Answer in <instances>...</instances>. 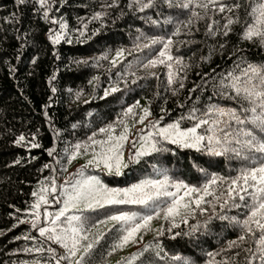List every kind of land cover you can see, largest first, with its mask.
Masks as SVG:
<instances>
[{"label":"trees","instance_id":"trees-1","mask_svg":"<svg viewBox=\"0 0 264 264\" xmlns=\"http://www.w3.org/2000/svg\"><path fill=\"white\" fill-rule=\"evenodd\" d=\"M183 2L176 0L177 4ZM200 2L203 0H193L185 9L179 6L169 8L158 0L156 7L140 12L135 4L129 7L130 0H116L114 5L113 0H54L49 17H63L67 21L73 42L61 41L53 45L48 37L50 29L57 30L58 25L43 19L42 11H36L40 7L36 0H26L24 5H20L18 0H0V264H33L34 261L55 264L46 251L49 246L56 249L58 256L65 254L59 245L40 237L38 228L31 227L33 217L25 210L36 200L32 193L40 188L41 182L49 190L50 203L41 205L39 225L47 226L43 219L44 208L55 212L61 206L55 202L56 194L51 193L52 179H55L59 192L60 186L90 158L82 155L69 163L72 145L116 121L129 106L139 101L136 116L126 118L129 127L135 131L142 126L135 120L144 107H149L152 113L146 124L149 120L159 119L163 114L162 108L168 112L162 121L166 124L187 113L194 105L201 111L209 103L226 108L238 107L236 101L219 94V83L229 72L238 75L240 69L249 63L264 65V46L255 40L241 39L250 0H238L241 4L238 10L240 23L234 24L226 37L221 33L227 14L215 13L211 8L205 14V10L198 7ZM225 2L231 5L237 0ZM193 11L203 19L194 17ZM97 12H106L107 15L101 20H93ZM169 18L171 22L166 23ZM190 19L192 23L188 24ZM150 20L159 23L153 24ZM214 20L219 21V25L213 24ZM81 22L87 24L84 37H79L75 31L81 27ZM209 24H212L213 30L219 29L216 35L208 34ZM177 27L180 32L174 35ZM96 29L99 33L92 35ZM152 37H171V54L182 60L179 66L173 62V71L182 70L178 71L179 78L171 86L168 85L169 70L165 65L154 68L143 66L159 54L162 46L144 48L143 45L150 42L148 38ZM120 49L125 50L124 55L113 66L111 60ZM103 56L107 59H100ZM153 72L157 75L151 76ZM133 80L136 82L133 83ZM181 80L183 88L179 87ZM112 86H118L120 91L104 97V90ZM73 125L76 127L73 128ZM183 126H190V122L186 121ZM22 134L26 140L16 144V139ZM30 142L38 143L40 147L31 148ZM165 147L171 151L145 157L140 164L125 170L122 176L108 175L92 167L87 168L85 174L99 176L109 187L123 188L146 177L155 178L152 168L155 164L168 169L173 178L199 186L204 183L205 177L192 166L193 161L208 172L225 177L235 176L240 167L238 161L208 157L193 149L177 148L171 144H165ZM49 149L54 150L51 156ZM117 207L143 211L140 206L122 205L87 212L85 215L89 221L86 227H91ZM204 207L207 211L203 215L197 211L187 225L181 224L173 232H188L191 225L203 224L212 214L210 205ZM246 211L231 209L226 214L243 219ZM21 220L26 222L20 223ZM161 225L165 228L169 226L163 219L153 220V230L141 233L143 240L137 238L136 243H130L111 255L108 252L117 233H107L90 257L91 264H124L123 258H130L156 240L163 249L161 256H155L150 250L134 264L141 261L144 264H179L171 260L173 256L186 257L193 264H224L225 261L228 264H244L246 253L238 248H228L229 242L241 234L240 229L228 221L213 219L207 230L201 228L194 236L181 235L175 239L168 232L156 237L155 229ZM105 228V225L99 229L91 227V232L95 235ZM25 236L35 239H24ZM248 246L245 244L243 247ZM32 247H43L45 251H23ZM237 252L240 255L237 256ZM61 264L67 262L61 261ZM253 264L260 262L254 260Z\"/></svg>","mask_w":264,"mask_h":264},{"label":"snow or ice","instance_id":"snow-or-ice-1","mask_svg":"<svg viewBox=\"0 0 264 264\" xmlns=\"http://www.w3.org/2000/svg\"><path fill=\"white\" fill-rule=\"evenodd\" d=\"M25 2L26 0H18L20 5H24ZM162 2L169 8L179 6L187 9L193 0H184L179 4L176 3V0H162ZM36 3L40 6L36 11H42L43 19L58 25L57 30L50 29L48 38L51 43L58 45L61 41H65L71 44L73 42L70 37L72 30L69 29L67 21L63 17L58 19L49 17L54 0H36ZM115 3L116 0H113V5ZM157 3L158 0H130L129 7L131 8L135 4L137 10L143 12L145 9L156 7ZM113 5H108V7ZM198 7L204 9L205 14L210 8L215 13L227 14L224 16L226 22L221 33L225 37L232 31L234 24L240 23L238 10L241 8V4L238 0L231 5L225 0H203L198 3ZM56 10L59 11V9ZM105 15H107L106 12H97L92 19L101 20ZM192 15L197 19H203L195 11ZM247 18L243 25L241 39L255 40L264 46V0H250ZM150 22L159 23L152 20ZM165 22L170 23L171 18ZM191 23L190 19L188 24ZM213 24L219 25V21L214 20ZM75 31L79 33V37H84L87 32V24L81 22V27ZM217 31L219 29L213 30L212 24H209V35H216ZM179 32L180 28L177 27L173 34L178 35ZM98 33L99 29H96L92 35ZM148 39L150 42L144 44V48L155 45L162 46L159 49V54L154 59L148 60L143 66L154 68L157 65H165L169 70L167 73L168 85L175 84L179 78L178 71L182 69L178 68L173 71V62L179 66L182 65V60L171 54L173 40L171 37ZM124 51V49H120L116 52V56L111 60L113 66L123 57ZM100 59H107V56ZM77 63H87V61H77ZM150 75L156 76L157 74L153 72ZM179 87H184L182 80ZM52 91L55 92L56 89L53 88ZM119 91L118 86H112L104 90V97ZM173 94L175 95L176 92L173 91ZM219 94L236 101L238 107L226 108L209 103L205 110L201 111L194 105L187 113L181 114L166 124H162V121L168 112L163 108L161 109L163 114L159 119L149 120L145 124L152 113L149 107H144L141 109L138 119L135 120L136 124L144 125V127L137 129L136 138L130 140L132 131L126 118L136 116L135 110L140 108L139 101H137L129 106L116 121L99 128L85 140L72 145L68 156L69 163L82 155L90 156V158L77 169L76 173L72 174L64 185L60 186L59 192L55 187V179H52L51 193L56 194L55 202L61 206L55 212H49L46 207L44 208L43 219L47 226H39L41 224V205L50 203L49 190L43 182H41L40 188L32 193V196L36 197L35 202L25 210L33 217L31 227L38 228L40 237H45L47 241H51L65 250V254L58 256L55 248L49 246L46 249L55 260V264H61V261H66L67 264H91L90 257L107 233L113 231L117 233V238L108 252V255H111L130 243H136L137 238L143 240L141 233L152 231V221L156 219H163L169 224L167 228L161 225L155 229L156 237L163 236L165 232H168L172 233V239L181 235L194 236L201 228L207 230L213 219L228 221L238 227L241 232L236 240L229 242L228 248H238L245 252L244 264H253L254 260L264 264V65L249 63L240 69L238 75L229 72L220 80ZM77 98H79V93H77ZM186 121L190 122V126H183ZM75 127L76 125H73V128ZM118 129L119 131H117ZM145 129H148L147 132ZM98 136L102 138H97ZM25 140L26 137L22 134L15 143L21 144ZM165 144L175 145L182 149H194L208 157H223L229 162L238 161L240 167L236 170L235 176L225 177L219 173H210L198 162L193 161L192 166L205 177L204 183L199 186L189 185L182 179L173 178L169 175L168 169L157 167L155 164L152 165L155 178L146 177L123 188L109 187L99 176L85 174V170L92 167L100 169L108 175L122 176L125 174V170L140 164L145 157L171 151L165 147ZM126 145H130L127 158H125ZM30 147L39 148L40 145L30 142ZM53 151L49 149L48 154L53 155ZM44 167H49V165ZM122 205L140 206L143 211L122 210L117 207L111 214H105L103 219L97 220L95 224L91 225V227L99 229L101 225L107 226L111 222L110 227L98 231L95 235L92 234L91 227H86L89 218L85 213L99 212ZM205 205L212 207V214L203 224L191 225L188 232H173L174 229L180 228L181 224L187 225L189 218H194L197 211L203 215L207 211ZM217 205L219 211H217ZM231 209H246L247 211L244 218L241 219L239 216L227 215L226 211ZM25 222L20 221V223ZM29 238L35 239L34 237H24V239ZM16 239H20V237ZM245 244H249V246L243 247ZM150 250L157 257H160L163 251L162 246L156 240L154 244H146L143 249L132 254L130 258H123L124 264H134ZM23 251L28 253L44 252L45 249L32 247L24 248ZM236 255H240V252H237ZM171 260L179 262V264H193L191 260L181 256H173ZM21 264H27V262H21ZM33 264H39V261H34ZM140 264H144V262L141 261ZM224 264H228V261H225Z\"/></svg>","mask_w":264,"mask_h":264},{"label":"rangeland","instance_id":"rangeland-1","mask_svg":"<svg viewBox=\"0 0 264 264\" xmlns=\"http://www.w3.org/2000/svg\"><path fill=\"white\" fill-rule=\"evenodd\" d=\"M145 124H146V123H145ZM141 127H144V125H142ZM147 130H148V129H145V132H147ZM131 131H132V135L130 136V140L136 138V136H135V134H136L135 129H132V128H131ZM193 150H194V149H193ZM129 151H130V145H126V146H125V158H127ZM110 226H111V222H110L109 225H107L106 227H110Z\"/></svg>","mask_w":264,"mask_h":264}]
</instances>
